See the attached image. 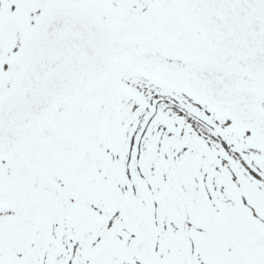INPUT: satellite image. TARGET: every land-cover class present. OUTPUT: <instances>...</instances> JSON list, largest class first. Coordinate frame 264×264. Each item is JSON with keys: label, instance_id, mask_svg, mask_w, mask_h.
<instances>
[{"label": "snow or ice", "instance_id": "obj_1", "mask_svg": "<svg viewBox=\"0 0 264 264\" xmlns=\"http://www.w3.org/2000/svg\"><path fill=\"white\" fill-rule=\"evenodd\" d=\"M0 264H264V0H0Z\"/></svg>", "mask_w": 264, "mask_h": 264}]
</instances>
